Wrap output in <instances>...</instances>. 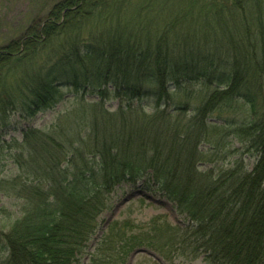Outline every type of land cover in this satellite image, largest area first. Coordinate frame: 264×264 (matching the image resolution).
Listing matches in <instances>:
<instances>
[{
  "label": "trees",
  "instance_id": "obj_1",
  "mask_svg": "<svg viewBox=\"0 0 264 264\" xmlns=\"http://www.w3.org/2000/svg\"><path fill=\"white\" fill-rule=\"evenodd\" d=\"M112 1L56 0L47 16L28 25L29 34L0 47V142L12 110L32 117L60 102L64 88L101 99L81 102V124L32 127L15 139L18 173L0 179V189L20 204V213L0 228V264H126L140 248L181 264L175 261L187 242L224 264H264V0H232L246 35L236 38L224 24L225 42L205 48L194 43L198 34L189 42L194 21L188 29L171 20L151 33L141 24L130 32L112 29L114 16L118 24L123 13L114 6L123 4ZM148 1L141 10L157 11L159 0ZM161 1L163 7L170 2ZM193 2L189 8L196 10ZM225 7L217 8L221 24ZM186 81L215 87L190 115L188 104L169 105L172 88ZM111 95L122 99L113 111L103 103ZM238 108L242 120L223 115ZM226 126L255 150L253 167L239 159L200 169L227 147ZM139 182L186 215L193 233L181 241L159 218L114 220L87 252L114 189Z\"/></svg>",
  "mask_w": 264,
  "mask_h": 264
},
{
  "label": "rangeland",
  "instance_id": "obj_2",
  "mask_svg": "<svg viewBox=\"0 0 264 264\" xmlns=\"http://www.w3.org/2000/svg\"><path fill=\"white\" fill-rule=\"evenodd\" d=\"M118 1L123 5L115 3L114 6L117 8L123 6V13L121 12V18L118 22L119 25L115 23L116 16H114L112 23L109 22L111 23V28L114 30L125 28L126 32L135 31L136 25L141 24L144 30L151 33L157 28H164L171 20L180 19L179 21L181 24L179 25L183 27H185L186 23H193L194 21V27H196L194 30L196 31L191 30L190 33L186 32V34L190 35L189 42H193V35L198 34L197 36L200 39L196 38L194 43L198 44V42L201 41L202 44L199 43V46H203L204 48L208 45L219 46L225 42L219 35V30L222 29L223 26L226 28L231 25L232 27L230 28L235 29L233 32L236 33V35H234L236 38L246 35L243 26L240 27L239 25L241 17L238 13L241 11L235 9L232 0L222 2L213 0H203L202 2L197 0L196 10H194V7L189 8L193 5V0H170L168 3L169 5L166 7H163L164 3L159 0L155 3V6L158 7V10L155 12H152V10H141L142 7L150 4L148 0ZM55 2L56 0H0V47L6 45L8 41L17 36L25 35V33L29 34L30 30H27L28 25L31 24L33 20L38 21L41 17L47 16ZM224 6H226L224 10L225 19H223L224 21H222L221 24V21H217L218 17L216 14L217 8L221 9ZM251 9L253 11L254 7L252 8L251 6ZM221 14L223 15V13ZM248 18H251V16L249 15ZM104 23L105 22H102L100 25ZM106 25L109 26L108 24ZM187 26L188 29L193 27V25L190 24ZM99 29L102 30V28ZM216 29L218 31H216ZM201 30H203V32ZM254 31L256 32V29H254ZM183 32L184 31L179 29L177 35H183ZM239 32L241 33L240 35L238 34ZM204 34L209 35V37H202ZM153 36L156 35H150V37ZM0 51H3V49ZM29 66L30 65H27L26 68ZM214 89L215 87L213 85L203 81H186L181 87L172 88L173 95L169 105L170 107H178L188 104L191 110L187 115H190L200 103L214 91ZM82 101L96 103L100 102L101 99L90 91L74 92L68 88H64V96L60 102L54 107L40 111L32 117H25L18 110L10 111L7 117V125L3 126L2 130V139H4V141L0 142V179L12 178L18 173L12 153L15 149V139L16 141H21L23 139L24 130L32 127L48 130L52 125L58 122L63 123L65 128L70 127L71 125H68L69 121L72 120L75 122L76 119L81 117L79 107ZM121 101L122 99L111 95L110 98H107L103 102L104 108L110 111L116 110L120 106ZM78 113L80 114L76 116ZM223 115L237 121L245 117L241 108L227 109L223 112ZM212 120L219 121L216 117H213ZM78 121L79 122L76 121L75 123L81 124V120L78 119ZM88 126L89 124L85 127L83 126L82 134L88 132ZM224 131L226 132H224V136L228 134L225 138L228 143L227 147L219 154L214 153L215 160L202 162L200 164V169H206L211 166H215V168L229 167L239 159L243 161L248 169H251L257 158L255 150H248V148L240 142V139L235 137V127L226 126L224 127ZM216 139L222 143V134L217 135ZM207 148L208 145L203 144V150L206 151V155H208L206 158L208 159L210 158L208 154L210 152ZM0 207H5L0 211V228H2L3 223H9L19 215L20 204L14 198L8 197L5 192L0 189ZM157 218L172 226V231H176V234L181 237V241L187 238V233H193L194 231V229H191L192 222L186 215L179 213L174 204L157 192L154 187L144 186L142 182L136 185L125 183L117 186L110 196L109 208L98 218V229L94 238L88 245L87 252L94 250L96 241L106 231L107 226L114 220H130L134 224H145ZM148 250L149 252L146 253H132L126 264H166L156 251L149 248ZM178 252L180 255L177 257L178 260L175 261L176 263L224 264L220 261H215V259L210 258V256L208 257V253H199L200 251H198V254L195 253L196 250L191 248L188 242L183 248H180ZM87 256V253L83 256V262L86 261Z\"/></svg>",
  "mask_w": 264,
  "mask_h": 264
},
{
  "label": "water",
  "instance_id": "obj_3",
  "mask_svg": "<svg viewBox=\"0 0 264 264\" xmlns=\"http://www.w3.org/2000/svg\"><path fill=\"white\" fill-rule=\"evenodd\" d=\"M139 252H149V250L145 249V248H140L138 250L135 251V253H139Z\"/></svg>",
  "mask_w": 264,
  "mask_h": 264
}]
</instances>
